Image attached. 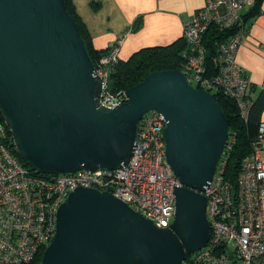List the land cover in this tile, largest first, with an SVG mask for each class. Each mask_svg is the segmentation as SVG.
Instances as JSON below:
<instances>
[{"label": "water", "instance_id": "water-1", "mask_svg": "<svg viewBox=\"0 0 264 264\" xmlns=\"http://www.w3.org/2000/svg\"><path fill=\"white\" fill-rule=\"evenodd\" d=\"M65 0H0V112L16 153L37 172L126 165L138 123L163 115L165 157L181 185L158 227L108 191L78 186L59 205L40 264H180L208 241L206 197L229 120L212 93L179 69L148 73L114 108Z\"/></svg>", "mask_w": 264, "mask_h": 264}, {"label": "built area", "instance_id": "built-area-1", "mask_svg": "<svg viewBox=\"0 0 264 264\" xmlns=\"http://www.w3.org/2000/svg\"><path fill=\"white\" fill-rule=\"evenodd\" d=\"M255 1L205 0L184 22L182 31L187 43L182 72L189 83L220 90L235 102L244 122L253 99L236 52L248 33L243 12ZM211 24L234 31L218 43L216 71L208 78L204 76L202 36ZM120 43L121 39L109 43L108 51L94 65L101 81L99 103L107 108L126 99L115 95L108 83ZM165 124L156 110L141 117L137 143L126 165L50 174L19 161L0 123V264H24L44 250L54 236L59 205L78 186L108 191L156 226L169 227L175 214V189L181 183L165 157ZM235 141L236 133L229 130L214 174L200 191L206 197L209 239L180 264H264V117L257 123L250 151L242 157L233 184L226 176V163Z\"/></svg>", "mask_w": 264, "mask_h": 264}, {"label": "crops", "instance_id": "crops-1", "mask_svg": "<svg viewBox=\"0 0 264 264\" xmlns=\"http://www.w3.org/2000/svg\"><path fill=\"white\" fill-rule=\"evenodd\" d=\"M90 1L73 0V3L87 26L92 46L105 49L109 43L121 39L118 50L121 59H127L140 48L167 45L181 38L184 22L205 4V0H100L99 8L93 10ZM243 13H249L248 33L237 49L236 61L251 82L250 93L254 96L264 89V0Z\"/></svg>", "mask_w": 264, "mask_h": 264}, {"label": "trees", "instance_id": "trees-1", "mask_svg": "<svg viewBox=\"0 0 264 264\" xmlns=\"http://www.w3.org/2000/svg\"><path fill=\"white\" fill-rule=\"evenodd\" d=\"M259 0H256L252 6H256ZM100 0H91L90 6L93 10H97L100 6ZM65 7L67 12L75 19L80 34L83 37L88 54L96 65L99 57L108 51L105 49H95L92 46L91 36L86 24L75 10L73 0H65ZM249 14V13H248ZM243 13L244 22L247 20V15ZM138 22V20L136 21ZM247 24V22H246ZM248 25V24H247ZM234 31L233 27L220 28L217 24L209 25L202 36V44L204 47V66L205 77H212L216 71L214 57L217 55V46L221 40L226 39ZM187 50V43L182 34L181 38L173 41L167 45H156L140 48L133 52L127 59L118 57L113 64L109 73V89L119 97L124 96L126 88L141 81L148 73L162 69H179L182 70L185 62V51ZM197 88H202L200 85H195ZM252 88L251 82L249 85V95L253 101L249 108V116L247 122L241 120L238 108L235 102L226 97L220 90L209 91L217 100L220 107L224 111L229 120V130L236 133V141L233 149L230 151L226 163V176L234 184L236 176L240 167L241 159L250 151V141L256 133L257 123L264 113V89L262 88L256 95L252 96L250 90ZM0 123L4 125L6 134L8 136L7 142L11 151L17 156L19 161L24 165L27 163L16 153L10 132L5 125L4 116L0 112ZM43 249H41L29 262L24 264H40Z\"/></svg>", "mask_w": 264, "mask_h": 264}, {"label": "rangeland", "instance_id": "rangeland-1", "mask_svg": "<svg viewBox=\"0 0 264 264\" xmlns=\"http://www.w3.org/2000/svg\"><path fill=\"white\" fill-rule=\"evenodd\" d=\"M89 6H90V5H89ZM90 7H91V6H90ZM90 7H89V8H90ZM90 9H92V7H91ZM81 10H82V7H81ZM84 13H85V14H88V11L85 9V10H84Z\"/></svg>", "mask_w": 264, "mask_h": 264}]
</instances>
